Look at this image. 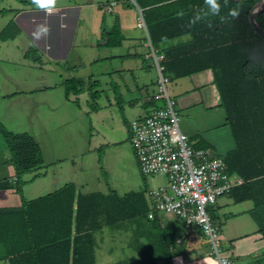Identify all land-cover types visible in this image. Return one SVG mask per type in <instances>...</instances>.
I'll use <instances>...</instances> for the list:
<instances>
[{"label":"trees","instance_id":"16d2710c","mask_svg":"<svg viewBox=\"0 0 264 264\" xmlns=\"http://www.w3.org/2000/svg\"><path fill=\"white\" fill-rule=\"evenodd\" d=\"M16 1L24 6L36 5L33 0ZM132 1L142 11L151 46L164 55L165 76L171 80L212 71L235 142V149L223 158L227 174L242 180L229 195L235 202L252 200L255 212L264 204V38L253 28L249 15L261 0H216L219 15H212L205 0ZM132 1L126 0L129 5ZM231 11L235 15H229ZM255 20L264 30V11L257 13ZM14 27L13 23L8 25L0 33V40H7ZM123 42L119 19L109 27L103 20L96 46L120 48ZM33 52L29 49L25 57L37 62L39 57ZM98 86L94 81L86 89L83 80L68 79L64 82L65 98L89 91L90 106L96 109ZM163 103L156 110L163 109ZM0 135L10 154L9 160H0V190H14L21 199L18 208H0V263L96 264L95 234L104 224L119 230L135 222L142 228L144 219L150 228L143 227L142 236H153L152 240L147 238L148 242L157 245L151 248L152 253L162 257L164 264H172L176 229L172 233L160 229L156 214L149 219L146 184L143 190L120 196L112 189L82 194L70 183L46 196L26 200L21 179L43 166L42 150L28 133L14 134L1 123ZM7 166L13 167L15 181L9 177ZM257 224L264 238V225ZM259 264H264V259Z\"/></svg>","mask_w":264,"mask_h":264},{"label":"rangeland","instance_id":"374dc122","mask_svg":"<svg viewBox=\"0 0 264 264\" xmlns=\"http://www.w3.org/2000/svg\"><path fill=\"white\" fill-rule=\"evenodd\" d=\"M65 1L55 0L56 3ZM72 1L84 5L86 15H84L81 27H83V33L94 29L92 30L95 34L94 45L100 40V23L104 20L105 25L109 27L119 17L124 21L125 33L129 32L133 36L131 41L135 42L134 45L138 47L136 50L142 56L141 62L152 67L151 79L156 74L158 75L151 47L148 44L147 47L144 45L145 36L137 28L139 9L132 0L130 1L133 5H129L126 0ZM20 6L22 4L16 0H0V12ZM108 8H111L110 13L107 11ZM5 19L0 16V30L1 26L6 24ZM14 28L11 32H14ZM89 32L87 39L83 35L84 39L76 45L75 51L79 50L80 53V50H83V54L87 56L93 52V55L103 57L104 51L93 48L90 50L89 45H86L90 44L91 34ZM141 33L144 36L143 39L140 37ZM24 37L21 33L20 36L16 35V41L0 42L2 51L0 54L2 59L0 61V123L14 134L28 133L31 135L43 154V166L22 176L23 198L33 200L46 196L70 183L75 184L78 192L82 194L107 193L109 189H112L120 196L143 190L145 184L146 188L151 190L164 186L166 184L164 176L146 177L142 175L131 142V124L138 118L136 119V115L131 114L130 111L132 108H134L133 111L137 108L143 114V111L147 110L142 108V102L147 98L146 91L135 92L137 90H134L132 77L128 74L123 75L126 82H121V85L117 76H114L116 85L115 83L111 85L108 76L102 75L113 69L114 71L119 69V62L103 61L98 66L93 65V78L87 75V70H89L87 66L80 67L81 80L83 79L86 89L91 82L98 81L99 83L97 88L99 98L96 100L97 107L94 109L86 102V100L92 102L89 99V91L67 100L62 81L59 86L50 85L54 94L29 89L30 84L26 82V78H30L31 74L35 76L39 74L36 76L37 82L49 86L53 78L59 79L57 68L60 67L48 64V61L43 56L41 58V54L35 48L33 54L38 56L39 60L35 62L31 58H26L25 53L30 47L25 46L27 38L22 39ZM6 48H10L8 54L4 53L3 49ZM126 48L127 45L125 50ZM109 51L110 55L123 54V51L117 48H110ZM69 62L71 64L72 58ZM60 64L65 68V63L60 62ZM134 74L137 79V73ZM171 80L174 81V79ZM119 85L122 89L116 88ZM125 85H128L135 93L129 95ZM138 85L142 86L139 83ZM170 88L169 83V93ZM148 93L150 96L156 95V85L155 89L151 85L148 86ZM136 99H139L138 103L135 106L130 105L129 102ZM110 102L111 107L108 105ZM178 116L181 120L179 114ZM0 158L5 161L10 159L9 151L1 135ZM13 176L14 173L9 177ZM0 194L14 195L16 193L13 190H0ZM254 209L251 212L252 218H256L257 222L264 225V204L260 205L255 212H253ZM141 222L144 228H150L147 226L149 224L147 221L142 219ZM137 226L135 222L129 223V229L126 232L125 230H112L104 224L102 229L95 234L96 264H118L119 262L135 264L139 255L134 248H137L139 244L147 243L148 239H153V236L149 235L139 239L142 237L140 231L143 227L138 228ZM152 233L157 234V231L152 230Z\"/></svg>","mask_w":264,"mask_h":264},{"label":"crops","instance_id":"0c3cea01","mask_svg":"<svg viewBox=\"0 0 264 264\" xmlns=\"http://www.w3.org/2000/svg\"><path fill=\"white\" fill-rule=\"evenodd\" d=\"M50 9L52 12L49 13L47 12L48 9L37 5H22L19 8H11L9 11L4 10L0 12V16L6 18V24H2L0 33L11 23L15 24L16 27L7 40H0L1 43L16 41V35L20 36L22 33L25 36L22 39L27 38L26 47L29 46V49L35 48L41 54V58L43 56L48 61V64L51 63L55 67H60L57 68L59 79L53 78V83L49 79L51 81L49 82L51 83L49 86L37 82L38 78L36 76L39 74L36 76L31 74L30 78H26V82L30 84L29 89H37L36 91L39 90L45 94H54L52 93L53 88L50 85L59 86L61 81L63 85L66 80L72 78L81 79L82 73L80 67L83 65L89 68L87 75L93 78V65L98 66L103 61L109 63L119 62V69H115L116 71L113 69L102 75L108 76L111 85L115 83L114 76H117L118 82L121 85V82H126L123 75L128 74L132 77L134 90H137L135 92L146 91L147 98L142 102V108H146L147 110L143 111V114L137 108H135V111H133L134 108L130 111L131 114L136 115V119L149 115L152 111L156 110L157 105L163 103L161 100H157L155 95L150 96L148 93V86L151 85L155 89L157 74L151 79L152 67L141 62L142 56L136 50L138 48L134 45L136 43H132L133 41H131L133 38L132 34L129 32L125 33L126 29L122 19L118 17L124 42L122 47L117 49H121L123 54H118L117 56L110 55V48H98L95 46L96 44L94 45L95 34L92 31L94 30L93 28L89 30L90 32L83 33V27L81 26L84 15H86L84 5H80L72 0H66L63 3L55 2V5ZM101 25L102 23H100V27ZM40 29H46L47 31H41L39 39H36L34 34ZM19 32L20 34H18ZM88 32L91 34V39L89 41L90 44L86 45H89L90 50L93 48L104 51L105 55L103 57L93 55V52H91L90 56H87L83 54V50H80V53L79 50L75 51L76 45L82 39H87ZM140 37L143 39V34ZM147 44L146 42L144 43L146 47ZM126 45L127 48L125 50ZM3 50L4 53L8 54L10 48ZM1 52L0 48V54ZM145 56L147 57V54ZM71 58L72 62L70 64L69 60ZM0 61H2L1 58ZM60 62L66 64L65 68H63ZM135 72L138 76L137 79L134 74ZM138 83L142 84V86H139ZM170 84L171 91L169 94L175 100V110L181 117L180 130L189 137L191 145L196 149L207 150L211 156L222 158L228 152L235 149L231 130L226 124L225 112L220 106V97L213 83L212 71L206 70L188 77L174 79V81L170 80ZM120 85L116 88L122 89ZM124 87L129 95L135 93L128 85ZM138 100L136 99L129 103L135 106ZM86 102L89 105L92 103L87 100ZM47 104L49 105L50 103ZM108 105L111 107L112 103L110 102ZM7 170L8 174L12 176L14 172L11 170L13 168L7 166ZM150 190L148 189V191ZM20 206L21 199L19 195L0 194V208H18ZM254 207L255 205L252 200L235 202L231 195H227L219 198L216 204L208 209V212L210 210L209 214L211 215L213 224L220 228L223 254L231 259L232 264H259L264 259V238L260 232L259 225L251 216ZM156 216L160 229L169 230L171 233L174 228L176 229V246L171 250L172 264H217L216 260L210 255V246L205 236L199 229H193L188 236H185V225L182 220L169 214H157ZM128 229L129 227L119 230L127 232ZM143 230L140 231V236L144 235L145 232ZM139 239H143V236ZM178 239L182 241L178 242ZM154 242L142 243L137 248H134L139 255V259L135 264H164L162 257L152 253L153 249L151 250V246H157ZM0 264L8 263L1 262Z\"/></svg>","mask_w":264,"mask_h":264},{"label":"built area","instance_id":"2783aa9c","mask_svg":"<svg viewBox=\"0 0 264 264\" xmlns=\"http://www.w3.org/2000/svg\"><path fill=\"white\" fill-rule=\"evenodd\" d=\"M107 11L111 12V8ZM47 12L52 10L48 9ZM137 28L149 41L158 73L155 97L165 103L163 109L154 110L131 124V142L142 175L164 176L166 180L164 186L148 191L151 204L148 217L153 219L155 214H169L182 220L185 236L193 229H199L217 264H232L231 259L223 254L220 228L213 224L208 208L215 205L219 198L229 195L242 180L227 174L222 157L211 156L207 150L194 148L189 137L181 132L176 102L168 91L170 79L165 76L162 65L164 55L158 54L151 46L140 9ZM12 180H16L14 176Z\"/></svg>","mask_w":264,"mask_h":264},{"label":"clouds","instance_id":"9594fccd","mask_svg":"<svg viewBox=\"0 0 264 264\" xmlns=\"http://www.w3.org/2000/svg\"><path fill=\"white\" fill-rule=\"evenodd\" d=\"M33 3L41 8L50 9L52 6L55 5V0H33ZM205 3L210 6L212 15H219L220 5L216 2V0H205ZM229 15H235V12L231 11ZM41 31L46 32L47 30H38V32L34 34L36 39H39Z\"/></svg>","mask_w":264,"mask_h":264},{"label":"water","instance_id":"95a60500","mask_svg":"<svg viewBox=\"0 0 264 264\" xmlns=\"http://www.w3.org/2000/svg\"><path fill=\"white\" fill-rule=\"evenodd\" d=\"M262 11H264V0L259 1L252 7L250 15H249V20L253 28L255 29V31H257V33L262 38H264V30L258 25V23L255 20L256 14Z\"/></svg>","mask_w":264,"mask_h":264}]
</instances>
